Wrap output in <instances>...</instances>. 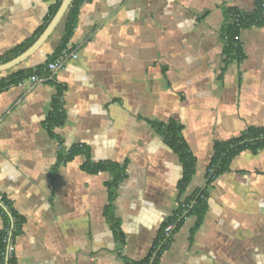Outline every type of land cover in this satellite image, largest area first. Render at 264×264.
Listing matches in <instances>:
<instances>
[{
	"label": "crops",
	"instance_id": "obj_1",
	"mask_svg": "<svg viewBox=\"0 0 264 264\" xmlns=\"http://www.w3.org/2000/svg\"><path fill=\"white\" fill-rule=\"evenodd\" d=\"M55 1L0 0V64L38 39ZM257 6L258 0H88L67 45L73 53L56 77L65 87L64 124L47 125L54 84L31 86L25 78L0 90V194L22 220L13 230L16 264L149 257L179 208L183 177L178 154L153 123L175 119L184 127L197 157L186 196L208 186L217 141L264 128V25L239 32L240 60H229L225 37L232 11ZM64 34L65 22L0 81L44 65ZM75 147L87 155L67 159ZM87 158L128 164L112 202L123 243L107 213L113 176L84 169ZM208 193L200 225L195 229L198 216L187 215L158 264H264V149L237 155ZM0 206L13 226L9 208ZM6 224L0 211V264Z\"/></svg>",
	"mask_w": 264,
	"mask_h": 264
},
{
	"label": "trees",
	"instance_id": "obj_2",
	"mask_svg": "<svg viewBox=\"0 0 264 264\" xmlns=\"http://www.w3.org/2000/svg\"><path fill=\"white\" fill-rule=\"evenodd\" d=\"M85 1L88 0H75L65 19V34L62 38L61 43L59 44L56 52L49 58V60L44 64L40 65L35 69H28L19 72L18 74L12 75L7 79L0 81V90L9 87L10 85L18 84L25 78L33 74H44L46 73V65L49 61H52L59 57L62 52L67 49V45L73 35L74 29L77 25L78 14L80 11V6ZM62 0H56L50 7L49 17L47 18V22L45 26H43L40 30L42 33L49 22L52 20L53 16L56 14L57 10L61 5ZM263 1L258 0V6L256 10L245 13L232 11L230 14V24L227 26L225 30V37L227 38V56L229 60L232 58L241 59L243 57V50L240 42L237 40V36L239 32L246 27H250L253 25H264V8L262 6ZM30 45V44H29ZM29 45L22 46L16 52H14L13 56L18 55L21 52H24ZM12 56V57H13ZM11 59V57L7 58L5 61ZM228 61V59H227ZM49 83L54 84L57 87L58 93L54 99L53 110L49 119L47 121V125L50 129H53L55 126H60L64 124L65 120V110H64V101L63 96L65 92V87L58 84L57 81H50ZM156 131L164 138L169 147L178 154L180 161L183 165V177L179 182V208L171 217L163 227V230L158 237L156 244L150 253L149 257L144 259L142 262H133L127 261L128 264H151V260L153 256H155L154 262L152 264H158L159 259L162 253L168 249L172 242V235L174 231L180 227V225L184 222L187 215H196L199 220L195 229L200 225V221L202 220L206 210H207V198L209 196L208 190L211 184L218 178L220 175L229 171L231 167L232 160L243 151L251 150L254 153H257L259 150L264 149V128L261 127H250L246 130L241 136L227 140V141H217L214 145V155L209 165L208 169V178L209 183L208 186L199 190L191 196H186L187 188L196 173V165H197V157L192 152L189 143L183 136V125L172 119L167 123L155 122L153 123ZM85 153L87 155V151L80 147H75L72 149L70 156L67 159H71L77 153ZM84 169L89 171L90 173L97 174L104 171H109L112 174V180L107 183V186L110 190V199L111 205L107 208V213L110 217V220L113 224L114 232L117 238L123 243L124 242V233L121 229L120 222L116 219L112 202L115 198L116 189L119 184L126 178L128 175L127 168L128 164H120L117 162H98L92 163L88 158L87 161L83 164ZM9 211L12 214L13 228L14 234L18 232L20 225L22 224V220L14 214L11 210L10 202L3 197L2 201ZM0 211L6 217L7 224L6 230L2 233V243L3 239L7 234V229L12 226L11 217H9L8 212L5 210L3 206H0ZM173 223L175 228L172 234L167 237L165 234V230L168 224Z\"/></svg>",
	"mask_w": 264,
	"mask_h": 264
},
{
	"label": "built area",
	"instance_id": "obj_3",
	"mask_svg": "<svg viewBox=\"0 0 264 264\" xmlns=\"http://www.w3.org/2000/svg\"><path fill=\"white\" fill-rule=\"evenodd\" d=\"M262 6L264 8V0H262ZM72 51L70 49H65L62 54L56 59L49 61L46 65V73L44 74H33L28 77L29 83L31 86L47 83L50 81H56L57 75L65 68L68 59L72 55ZM64 101V98L63 100ZM3 195L0 194V202L3 201ZM175 226L173 223L167 225L165 234L169 237ZM13 226L7 229V234L3 239V242L6 244V251L3 253V263L4 264H16L15 263V253H16V244L13 239Z\"/></svg>",
	"mask_w": 264,
	"mask_h": 264
},
{
	"label": "water",
	"instance_id": "obj_4",
	"mask_svg": "<svg viewBox=\"0 0 264 264\" xmlns=\"http://www.w3.org/2000/svg\"><path fill=\"white\" fill-rule=\"evenodd\" d=\"M75 0H62L59 9L56 14L53 16L52 20L49 22L45 30L38 37V39L24 52L16 56L15 58L0 64V73L8 71L21 63L27 60L29 57L34 55L50 38V36L55 32L61 23L64 22V19Z\"/></svg>",
	"mask_w": 264,
	"mask_h": 264
}]
</instances>
